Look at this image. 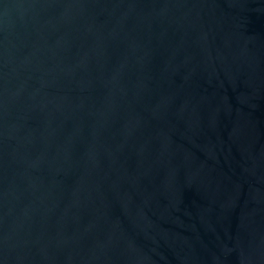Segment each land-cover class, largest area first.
Masks as SVG:
<instances>
[{
  "label": "water",
  "instance_id": "water-1",
  "mask_svg": "<svg viewBox=\"0 0 264 264\" xmlns=\"http://www.w3.org/2000/svg\"><path fill=\"white\" fill-rule=\"evenodd\" d=\"M0 264H264V0H0Z\"/></svg>",
  "mask_w": 264,
  "mask_h": 264
}]
</instances>
